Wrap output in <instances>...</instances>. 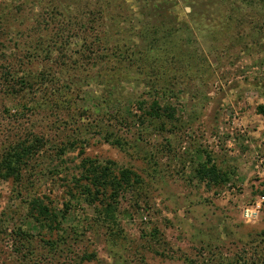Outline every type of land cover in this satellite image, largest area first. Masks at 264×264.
I'll list each match as a JSON object with an SVG mask.
<instances>
[{"label": "rangeland", "instance_id": "obj_1", "mask_svg": "<svg viewBox=\"0 0 264 264\" xmlns=\"http://www.w3.org/2000/svg\"><path fill=\"white\" fill-rule=\"evenodd\" d=\"M91 1L95 0H68L72 10L65 15L79 16L83 5ZM138 1L124 4L135 9L146 0ZM154 1L161 4L159 25L149 20L143 22V29L153 34L157 26L174 32L166 45L147 56L144 40L133 32V28L138 32L142 28L139 19L144 12L136 13L138 21L129 12L117 17L118 27L108 21L106 29L112 44L127 45L131 60L68 74L57 61L29 64L24 59L18 67L33 41L36 16L29 10L17 12L28 0H0V22L6 28L0 39V74L12 59L18 69L34 77L51 70L47 81L29 91L33 93L18 96L2 88L0 151L4 144L30 138V134H44L49 140L47 148L61 145L67 136L80 137L82 132L90 137L83 156L78 147L35 164L36 173L28 178L22 196L14 182L0 183V225L5 224L6 230L0 235V264H23L14 232L18 227L23 225L34 234L41 231L26 217L25 201L38 197L63 213L69 192L82 193L76 179H80L85 158L131 169L141 176L142 185L120 198V233L114 234L99 216L106 202H73L69 207L64 228L72 237L73 251L97 255L84 264H264V201L257 218L246 216V210L264 198V113L259 110L264 107V19L254 12L241 22H231L227 12L217 11L222 0ZM47 2L54 6L62 0ZM112 2L119 6L123 0ZM212 4L215 8H210ZM15 38L20 40L19 47ZM140 49L144 54L140 55ZM68 83L71 90L66 88V96H61L57 91ZM47 84L56 86L47 93L43 90ZM111 98L116 101L108 106L106 101ZM154 99L175 109L178 130L169 126L160 134L158 128L142 125L144 113L137 100L151 103ZM39 101L49 103L42 109ZM67 106L70 112L63 111ZM118 109L131 130L108 119L106 113ZM74 112L87 121L102 115L97 121L122 137L124 148L110 145L98 129L94 133L79 130L82 124L78 122L64 132L62 122ZM209 158L229 178L226 183L199 178L198 167ZM39 240L36 247L41 246ZM62 263H67L65 258Z\"/></svg>", "mask_w": 264, "mask_h": 264}, {"label": "trees", "instance_id": "obj_2", "mask_svg": "<svg viewBox=\"0 0 264 264\" xmlns=\"http://www.w3.org/2000/svg\"><path fill=\"white\" fill-rule=\"evenodd\" d=\"M140 1L144 0H139L138 3H140ZM244 1L246 3L243 5L240 3L237 4V2L231 3L230 0H222L220 1L222 6L220 9L218 8L217 11L227 12L231 22H241L242 18L247 13L251 14L254 12L255 14L252 15H259L260 18L264 19V0ZM124 2L127 4V0H123V2H121L122 4L119 2V6L114 4L112 0H107L106 2H100L98 0L87 2L81 8L83 11L80 12L79 16L70 18L65 15L66 13H71L72 10L70 5H68V0H62L60 4L54 6H51V3L48 5L47 0H28V2H26L27 5L20 4L25 7L18 6V8H16L19 14L29 10V12L33 13L32 15L36 17L33 21V28L31 31V34H34L33 41H31L32 43L27 52H24L25 56L19 59L21 62L18 67L23 66L22 61H24V59H26L29 64H33L35 60H42L47 65L57 61V64L61 66L63 70H68V74H70L71 71L82 72L85 70L89 73L90 70L107 68L117 61H125V58L131 60V58H129L130 56H128L131 50H128L129 48L127 45L112 44V36L110 38V34L108 33L109 28L106 29L108 21H110L113 26L118 27L117 21L119 18L117 17H124L129 12L134 13L135 16L136 13H141V11L144 12V15L142 14L143 17L139 19L142 28L139 32L137 28H133V32L134 35H138V37L141 36L144 40L142 47L145 45L147 48L145 51L146 55L157 48L159 50L163 44L166 45L174 32L170 30H160L157 26L153 34H151L150 30L147 28L143 29L149 20H154L156 23L159 22L158 12H160L159 5L161 4L154 0H146L145 3L138 4L134 9L131 5L124 4ZM215 5H210V8H215ZM115 14L119 15L113 16ZM136 20L138 21L137 16ZM143 22L146 23L143 25ZM250 24L252 25L253 22H250ZM5 32V24L4 22H0V39L4 38ZM162 32L165 34L158 36ZM163 38H166V40L164 39V41L161 42ZM15 42V45L19 47L20 40L15 38ZM141 50L142 49L139 51L140 55H142L141 53L144 54L143 50ZM139 60L142 63L144 62L142 58ZM20 69L21 68H17L16 59H12V61L9 60L7 68H4L2 74H0V93L3 87H7L10 89L8 91H10L11 94L18 96L22 93H33L29 91H32L35 85L40 86L44 81H47L51 73V70H45L34 77V75L32 76V74L27 73L24 69L19 71ZM69 84L70 83L67 85L63 84L61 89L64 90L62 91L60 89L57 92L60 95L62 94L61 96H66L65 94L68 91L65 89L71 90ZM18 85L21 87L18 88ZM52 85L56 86L55 84H47L44 85L45 87L43 90L48 93V89H51ZM39 88L40 87L37 89ZM154 90H156V88H154ZM111 97L113 98L114 96ZM112 98L107 99L106 103L108 106H112L116 101L115 98ZM48 103L45 104L43 101H39L37 104L39 108L43 109ZM67 103L68 102H66V105ZM137 103L141 113H144V116H139L143 122L142 125H150L158 128L160 134L167 132L169 126H172L174 130L179 129L176 111L170 104L162 106L158 99H154L151 103L137 100ZM66 108H68V110H63L64 112L71 111L68 106ZM259 110L264 113V107H260ZM106 115L109 120L116 121L115 125L122 123L127 130H131V125L127 123L128 119L122 116V111L119 109L112 114L106 113ZM81 117L79 113H71V115L67 117V120L62 122L61 127H63L64 132L78 122V124H82L79 130L83 129L86 132L93 131L94 133V130L98 129L97 132H101L106 142L110 145L121 149L124 148V139L119 137L114 130H106V126H104L101 121H97L98 119L102 120V115L93 121H87V119ZM64 123H66V125ZM80 137H74L72 139V137L67 136L64 138L61 145L56 146L57 148H47L49 140H47L44 134H30V138L10 141L8 146L4 144V147H2L0 151V183L3 181L14 182L16 187L20 189L19 195L22 196L23 193H25L22 189L25 187L27 189L28 187L25 183L27 184V181L29 182L31 180L28 178L34 176L36 173L35 164L41 165L43 163V158L46 160L52 159L54 156L62 157L69 151H76L78 147L81 148L79 154L82 156L84 155L90 137L85 132L80 133ZM168 142H171V140H168ZM45 153L51 156L45 157ZM81 167L80 179H76V184L81 185L80 187L83 188V190H81L82 193L77 194L72 191L69 192L70 200L65 204L63 213L60 214L57 208L52 207V204L46 203L43 199L38 197L25 201V204L28 205L26 217L30 219L31 225H35L40 228L41 231L45 230L46 233H44L48 237L41 231L34 234L32 229L25 230L23 229V225L14 231L21 246L22 251L18 255L21 256L23 264H59V261L63 258L66 259V264H84L85 262L94 260L97 256L96 254H76L75 251H73L71 246L72 237L67 233V229L64 228V222L67 220L70 209L69 207L73 202L80 204L81 201H89L91 205L99 201L106 202V204H102L103 206L99 216L102 217L101 219H103L105 225L108 226L110 230L113 232L115 231L114 234L119 232L121 226L118 222L120 198L123 193L138 189L139 186L141 187V176L131 169L118 167L113 161L103 163L85 158L81 162ZM43 169H45V166ZM197 172L199 178L204 182L210 181L221 184V182L226 183L229 179L226 174L220 172L216 165L213 164L211 158L208 159V162L201 163ZM82 180H86L87 184H80ZM4 225L5 224L0 225V235L4 232L6 233ZM75 233L74 235L79 234L77 228H75ZM54 235H58V238L54 239ZM38 238H40L39 241L41 242V246L38 244L36 247ZM221 264L226 263L222 262Z\"/></svg>", "mask_w": 264, "mask_h": 264}, {"label": "built area", "instance_id": "obj_3", "mask_svg": "<svg viewBox=\"0 0 264 264\" xmlns=\"http://www.w3.org/2000/svg\"><path fill=\"white\" fill-rule=\"evenodd\" d=\"M264 201V198H262L261 201L257 202L256 205L252 206L251 208H248L246 210V216L248 218H257V214H259L261 209V204Z\"/></svg>", "mask_w": 264, "mask_h": 264}, {"label": "water", "instance_id": "obj_4", "mask_svg": "<svg viewBox=\"0 0 264 264\" xmlns=\"http://www.w3.org/2000/svg\"><path fill=\"white\" fill-rule=\"evenodd\" d=\"M188 11H190V9H187Z\"/></svg>", "mask_w": 264, "mask_h": 264}]
</instances>
